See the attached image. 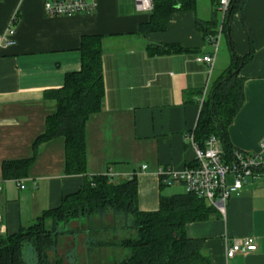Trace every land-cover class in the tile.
<instances>
[{
	"label": "crops",
	"instance_id": "obj_1",
	"mask_svg": "<svg viewBox=\"0 0 264 264\" xmlns=\"http://www.w3.org/2000/svg\"><path fill=\"white\" fill-rule=\"evenodd\" d=\"M197 8L176 11L164 32L141 33L152 12L137 11L135 0H98L95 12L72 16H48L43 0H0V234L31 225L96 175L118 182L136 174L143 211L157 210L161 196L185 192L183 184L162 183L159 172L182 171L195 161L186 135L195 131L204 92L208 97L231 61L225 49L219 52L220 42L213 66L197 60L215 51L199 25L220 12L213 5L201 15ZM227 16L223 33L230 46L240 56L254 53L240 73L245 101L229 137L234 149L253 154L264 139V0H241ZM10 28L15 43L6 45L3 35ZM90 35L103 38L106 93L102 109L86 124L87 176L66 173L65 139L58 137L40 146L27 177L4 179V162L33 156L36 138L56 111L45 93L81 69L82 39ZM166 44L187 51L150 54L151 45ZM187 232L204 240L211 264H264V167L228 200L225 215L217 211L188 224ZM248 236L256 238L257 249L227 258V246ZM110 249H104L108 256Z\"/></svg>",
	"mask_w": 264,
	"mask_h": 264
},
{
	"label": "trees",
	"instance_id": "obj_2",
	"mask_svg": "<svg viewBox=\"0 0 264 264\" xmlns=\"http://www.w3.org/2000/svg\"><path fill=\"white\" fill-rule=\"evenodd\" d=\"M212 1L216 9L218 0ZM240 1H235L231 13ZM196 5L197 0H155L151 19L141 25L140 32H164L176 11L195 10ZM224 25L226 28L227 19ZM217 26L214 17L199 28L209 39L218 33ZM231 49L232 64L212 87L195 128L196 140L202 146L211 136L217 137L228 161L234 150L229 127L245 101V79L240 73L254 55L253 51L246 56L238 55L232 42ZM80 50L81 69L66 74L62 87L45 93L46 98L56 102V111L47 117L45 131L36 138L33 156L4 162V179L27 177L40 146L58 137L65 139L66 173L87 176L86 124L102 109L106 93L103 38L85 36ZM149 51L156 55L181 53L187 49L179 44H166L163 47L151 45ZM214 213L217 209L204 198L186 191L161 196L157 210L143 211L138 206L136 178L116 182L107 175H96L87 179L82 189L64 197L58 207L43 211L31 225L23 226L15 234H0V264H29L25 259L28 245L36 252L35 264H63L62 258L52 259L49 252L58 250L60 237L67 233L74 237L84 234L88 254L99 251L100 257L104 249L125 250V257L113 264H211L203 252L204 240L190 237L187 226L207 221ZM109 216L113 222L107 225L105 220ZM120 221V228L128 230L129 236L119 238L109 234ZM72 222L78 224L75 229L69 228ZM99 259L103 264L102 257Z\"/></svg>",
	"mask_w": 264,
	"mask_h": 264
},
{
	"label": "built area",
	"instance_id": "obj_3",
	"mask_svg": "<svg viewBox=\"0 0 264 264\" xmlns=\"http://www.w3.org/2000/svg\"><path fill=\"white\" fill-rule=\"evenodd\" d=\"M236 0H218L217 8L223 14V20L216 35L209 37L215 46L212 54L198 57L199 62H205L213 66L219 42L223 34L224 23ZM44 10L48 16H72L77 14L93 13L98 8V0H43ZM136 9L139 12H152L155 7V0H135ZM15 29L10 28L3 35V42L12 45ZM207 99V91L204 92L200 105ZM186 140L195 151V161L187 165L182 171L172 169H161L159 174L162 183L172 185L174 183L183 184L185 191L204 198L211 206L215 207L222 215L226 214L228 200L233 195L240 194L247 185L248 180L255 177L264 167L262 152L264 151V139L260 142L261 151L253 154L246 153L239 149H234L230 160L225 157V152L220 140L211 136L204 144L196 140L195 131L186 135ZM147 166H142L146 170ZM136 174H132L130 179ZM233 176V183L228 184V176ZM109 176V175H107ZM110 178H113L111 175ZM20 187L25 186L19 181ZM1 191V187H0ZM0 213V232H1ZM257 241L254 236L235 240L226 249V257L234 258L238 253L255 251Z\"/></svg>",
	"mask_w": 264,
	"mask_h": 264
},
{
	"label": "rangeland",
	"instance_id": "obj_4",
	"mask_svg": "<svg viewBox=\"0 0 264 264\" xmlns=\"http://www.w3.org/2000/svg\"><path fill=\"white\" fill-rule=\"evenodd\" d=\"M198 4V11L200 12L199 14L203 15L204 13L208 12V10L212 11L213 8V3L212 0H197ZM215 19L217 20L218 26L216 27V31L219 32L220 25L223 20V14L221 12L216 11V16ZM207 45L209 46V43L206 41ZM227 52L229 57H231V61L228 63L227 69L222 71L221 75H223L231 66L232 64V49L229 43V39L227 36V33L224 32L222 35V38L220 40V49L219 52L223 51ZM221 77V76H220ZM214 82V81H213ZM173 192L175 191L174 188ZM176 192V191H175ZM105 224L108 225V223H112L113 219L112 216H109L105 220ZM34 223V222H33ZM122 222L120 221L119 223H116V228L114 227V230L110 232V235L116 234L118 237L123 238L127 237L130 235L128 230L121 229ZM78 226L77 222H72V224L69 225V228H76ZM106 236V235H104ZM109 236V235H108ZM87 237L84 234H79L78 236L76 235L75 237L67 233L66 235H63L60 237V243L58 250L56 251H50L49 256L52 259L56 258H62L63 259V264H95L97 260H100L99 258L102 257L103 264H113L114 261L120 260L125 257L126 251L123 249H110L109 256L107 254V251H103L102 255H98L99 252L97 249L95 251H98V253H95L92 251L91 254H88V242L86 241ZM25 259L29 264H35L37 261L36 257V252L33 249L32 246H27L25 250ZM97 263V262H96Z\"/></svg>",
	"mask_w": 264,
	"mask_h": 264
}]
</instances>
